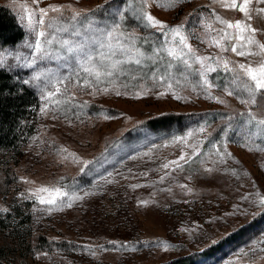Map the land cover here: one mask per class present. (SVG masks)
<instances>
[{
	"label": "rangeland",
	"instance_id": "rangeland-1",
	"mask_svg": "<svg viewBox=\"0 0 264 264\" xmlns=\"http://www.w3.org/2000/svg\"><path fill=\"white\" fill-rule=\"evenodd\" d=\"M0 3L24 31L0 66L37 98L0 150L1 264H264V90L239 67L264 63V0Z\"/></svg>",
	"mask_w": 264,
	"mask_h": 264
},
{
	"label": "trees",
	"instance_id": "trees-1",
	"mask_svg": "<svg viewBox=\"0 0 264 264\" xmlns=\"http://www.w3.org/2000/svg\"><path fill=\"white\" fill-rule=\"evenodd\" d=\"M23 28L13 11L0 3V49L17 42L23 36ZM37 98L35 94L8 71L0 66V150L7 156L12 152L19 153V146L30 130L35 111ZM151 117L149 120H154ZM151 121V122H152ZM7 154H6V153ZM10 152V153H9ZM9 160H3L0 170V179H7L11 174ZM4 257L0 255V264ZM189 257H175L160 264H189Z\"/></svg>",
	"mask_w": 264,
	"mask_h": 264
},
{
	"label": "snow or ice",
	"instance_id": "snow-or-ice-1",
	"mask_svg": "<svg viewBox=\"0 0 264 264\" xmlns=\"http://www.w3.org/2000/svg\"><path fill=\"white\" fill-rule=\"evenodd\" d=\"M250 2V0H244V3L240 4V5H237V2L236 0H231V4L229 5L230 7L232 8H239V11L241 12H245L247 13V4ZM53 11H58V9L56 8H53L52 9ZM41 17H40V20H39V23L43 24L45 21H44V16L47 15V10L45 9H41ZM261 11H264V9H262ZM147 19L153 23V24H158L160 23L159 21H156L154 20L153 17L151 16H148ZM250 19V17H249ZM30 22H31V18H30ZM222 23H226L224 21H221ZM226 26L228 28H233L235 27L240 33H243L244 31L246 30H250L251 32H255L256 30L255 29H252L250 25H242V22L240 21H237L235 24H232V23H227ZM48 27H52V24H49ZM66 31V29H64ZM57 31H59V29H57ZM174 32L177 33V35H179V29H173ZM39 36L40 37H45V33L44 32H40L39 33ZM243 37L242 36H237V39H242ZM57 40L56 36L55 35H51V38H46L43 43L45 45H52L53 43H55ZM180 42L183 44L184 43V38L181 36L180 37ZM61 46H67V51L69 52H75L77 51V48L74 47L69 41H61ZM248 43L249 44H253L255 43V41L251 38L248 39ZM185 47H187V45L185 44ZM260 47L262 49H264V45H260ZM35 50L38 52V53H42L44 55L47 54L46 50L42 47V43L41 41L38 39L36 41V45H35ZM232 51L236 52L237 51V48L235 45H233L232 47ZM174 53L173 52H169V55H173ZM251 54V53H249ZM238 55H245L244 52H238ZM89 59H91L89 57ZM197 59H201L199 57H197ZM140 61L137 60L136 63H139ZM225 67H227V64H225ZM242 70L245 71V73L248 75V77L254 82V85H255V90L259 91V90H264V63H261L258 67L256 68H253L251 66H246L244 64H241L239 66ZM84 71L85 72H88L89 74H92L93 73V70L90 69V68H87L85 67L84 68ZM109 75H111V73H108ZM96 77L97 79H99V73H96ZM119 95V93H117ZM51 95V93L49 94ZM252 102L254 103L255 100L253 98ZM259 124L260 125H264V119H260L259 121ZM167 167V166H165ZM40 192H49L50 190L47 189V188H41L39 189ZM51 191H54L55 195H52L51 198L49 199H43L41 198L40 199V202L41 203H47V204H50V205H53V204H56L57 203V197L58 196H61L63 195V193L60 192L59 189H55V190H51ZM261 203H264V200L261 201Z\"/></svg>",
	"mask_w": 264,
	"mask_h": 264
}]
</instances>
